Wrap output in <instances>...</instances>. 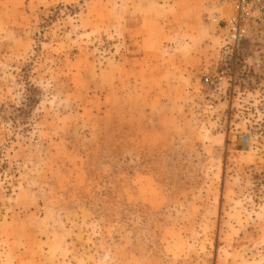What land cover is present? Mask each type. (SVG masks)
<instances>
[{
	"label": "rangeland",
	"instance_id": "1",
	"mask_svg": "<svg viewBox=\"0 0 264 264\" xmlns=\"http://www.w3.org/2000/svg\"><path fill=\"white\" fill-rule=\"evenodd\" d=\"M207 11L0 0V264H264V7Z\"/></svg>",
	"mask_w": 264,
	"mask_h": 264
},
{
	"label": "built area",
	"instance_id": "2",
	"mask_svg": "<svg viewBox=\"0 0 264 264\" xmlns=\"http://www.w3.org/2000/svg\"><path fill=\"white\" fill-rule=\"evenodd\" d=\"M205 4L208 10L207 18L219 25L224 23L232 32V44L239 45L243 23L264 7V0H205ZM225 9L227 14L224 13Z\"/></svg>",
	"mask_w": 264,
	"mask_h": 264
},
{
	"label": "water",
	"instance_id": "3",
	"mask_svg": "<svg viewBox=\"0 0 264 264\" xmlns=\"http://www.w3.org/2000/svg\"><path fill=\"white\" fill-rule=\"evenodd\" d=\"M245 140H246V143H247V142H248V138L246 137V139H245Z\"/></svg>",
	"mask_w": 264,
	"mask_h": 264
}]
</instances>
